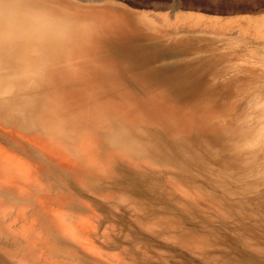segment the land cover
Listing matches in <instances>:
<instances>
[{
	"label": "bare ground",
	"instance_id": "1",
	"mask_svg": "<svg viewBox=\"0 0 264 264\" xmlns=\"http://www.w3.org/2000/svg\"><path fill=\"white\" fill-rule=\"evenodd\" d=\"M25 2L56 23L0 18V264L208 263L181 218L237 216L182 174L193 168L218 184L259 170L264 78L226 73L199 101L177 92L166 54L204 36L259 59V42L174 27L189 0ZM164 189L177 212L154 202ZM257 226L244 231L264 233ZM259 235L243 244L264 256Z\"/></svg>",
	"mask_w": 264,
	"mask_h": 264
},
{
	"label": "rangeland",
	"instance_id": "2",
	"mask_svg": "<svg viewBox=\"0 0 264 264\" xmlns=\"http://www.w3.org/2000/svg\"><path fill=\"white\" fill-rule=\"evenodd\" d=\"M189 1L194 6L187 4L182 7L180 12L186 17L184 20L178 21L179 15H175L173 18L174 27L178 28L179 24L189 23L204 30L223 29L228 35H235L239 32L240 36L259 42L261 45L259 48L262 49L259 52L262 56L264 55V0ZM242 5L247 8H239ZM203 37H188L179 43L173 42L171 50L166 54L170 65L168 72L182 83L177 88L178 93L185 91L188 94L183 93V96H197L199 101H203L207 98L208 88L206 85L213 83L226 73L235 72L241 78H250L254 81L261 77L264 78V73L259 71V67L264 64L262 56L257 59L253 54L250 55L242 47L243 44L238 49L230 50L226 45L217 43L216 40ZM163 57L165 54L162 55L158 52L155 59L158 76L164 67L162 65L165 58ZM254 156L256 157L253 158V165L255 169H258L256 165H259L258 171L255 170L252 175L238 173V175L223 177L218 184L216 181L211 182L212 177L208 174L197 172L193 168L189 169L186 174H182L188 176L187 186L192 191L197 186L201 187L202 184L210 185L206 186L205 190L216 196L214 197L216 200H221L223 207L219 210L229 206L230 211L237 216L232 218L230 215H225L222 216V219L214 218L212 220L207 218L189 219L188 216L181 218L184 221V226L190 229V232L193 231L194 234L200 235L201 240L205 242V255L207 256L205 259L208 263L204 264H264L263 254L254 249L247 250L242 238L246 234L252 240L260 236L259 234H264L253 233V230L249 229L244 231L252 224L258 223V229L264 226V216L260 215L264 211V155L259 152ZM165 193H167L166 189L161 190L154 202H163L167 205L168 210L177 212L173 205L165 202ZM263 239H259L260 246L263 245ZM170 246L175 247L174 245ZM212 258H215V261H210Z\"/></svg>",
	"mask_w": 264,
	"mask_h": 264
},
{
	"label": "clouds",
	"instance_id": "3",
	"mask_svg": "<svg viewBox=\"0 0 264 264\" xmlns=\"http://www.w3.org/2000/svg\"><path fill=\"white\" fill-rule=\"evenodd\" d=\"M0 18L6 20L9 26L23 25L30 20L45 27H54L56 23L46 19L38 8L25 0H0Z\"/></svg>",
	"mask_w": 264,
	"mask_h": 264
}]
</instances>
